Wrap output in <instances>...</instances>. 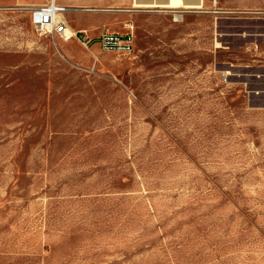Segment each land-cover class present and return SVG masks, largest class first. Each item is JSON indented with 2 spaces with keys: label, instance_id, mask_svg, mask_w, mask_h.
<instances>
[{
  "label": "rangeland",
  "instance_id": "obj_1",
  "mask_svg": "<svg viewBox=\"0 0 264 264\" xmlns=\"http://www.w3.org/2000/svg\"><path fill=\"white\" fill-rule=\"evenodd\" d=\"M210 9L126 54L0 7V264H264V0Z\"/></svg>",
  "mask_w": 264,
  "mask_h": 264
},
{
  "label": "crops",
  "instance_id": "obj_2",
  "mask_svg": "<svg viewBox=\"0 0 264 264\" xmlns=\"http://www.w3.org/2000/svg\"><path fill=\"white\" fill-rule=\"evenodd\" d=\"M50 0H0V7L14 4L21 11L47 4ZM71 11L65 14L69 28L75 33L99 37L104 30L121 35L133 34L137 47L142 32L153 34L156 23L163 40L175 35L183 25L193 29L194 17L211 11L215 0H56ZM204 8H208L204 11ZM28 13V12H23ZM193 18V19H192ZM192 36V32L189 34ZM192 40L189 39L191 44ZM101 48L92 46L94 51Z\"/></svg>",
  "mask_w": 264,
  "mask_h": 264
},
{
  "label": "built area",
  "instance_id": "obj_3",
  "mask_svg": "<svg viewBox=\"0 0 264 264\" xmlns=\"http://www.w3.org/2000/svg\"><path fill=\"white\" fill-rule=\"evenodd\" d=\"M68 9L58 4L56 0H50L43 6L27 8L32 24L39 33L60 36L63 39L68 38L69 34L70 36L74 34V38L85 46L98 44L101 49L108 52L130 54L134 51L133 34L121 35L104 30L99 37L91 38L84 32H73L65 19Z\"/></svg>",
  "mask_w": 264,
  "mask_h": 264
},
{
  "label": "bare ground",
  "instance_id": "obj_4",
  "mask_svg": "<svg viewBox=\"0 0 264 264\" xmlns=\"http://www.w3.org/2000/svg\"><path fill=\"white\" fill-rule=\"evenodd\" d=\"M69 11H71V9H68ZM74 38V34L70 36L69 34V37L65 39V41H70L71 39Z\"/></svg>",
  "mask_w": 264,
  "mask_h": 264
}]
</instances>
